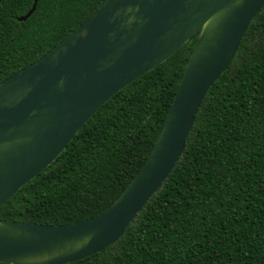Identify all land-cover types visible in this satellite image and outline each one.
<instances>
[{"label":"trees","instance_id":"trees-1","mask_svg":"<svg viewBox=\"0 0 264 264\" xmlns=\"http://www.w3.org/2000/svg\"><path fill=\"white\" fill-rule=\"evenodd\" d=\"M101 1L36 0L18 21L33 0H0V81ZM195 40L104 102L0 205V219L65 225L106 209L152 149ZM66 264H264V5L200 102L164 181L113 244Z\"/></svg>","mask_w":264,"mask_h":264},{"label":"water","instance_id":"water-1","mask_svg":"<svg viewBox=\"0 0 264 264\" xmlns=\"http://www.w3.org/2000/svg\"><path fill=\"white\" fill-rule=\"evenodd\" d=\"M18 18L27 19L34 10ZM264 0H102L39 58L0 81V205L46 168L118 90L196 33L154 145L112 203L65 225L0 219V263L66 264L113 244L172 170L197 108Z\"/></svg>","mask_w":264,"mask_h":264}]
</instances>
